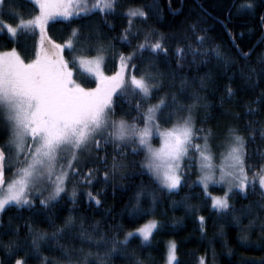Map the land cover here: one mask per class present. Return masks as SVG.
Returning a JSON list of instances; mask_svg holds the SVG:
<instances>
[{"label":"snow or ice","instance_id":"obj_1","mask_svg":"<svg viewBox=\"0 0 264 264\" xmlns=\"http://www.w3.org/2000/svg\"><path fill=\"white\" fill-rule=\"evenodd\" d=\"M7 0H0V8ZM29 3L32 0H28ZM118 0H35L39 6V12L32 19L27 21L21 19L19 24L13 27L11 24L4 25L0 21V31H5L12 37L19 34V30H29L38 27L41 33V48L35 54L36 58L28 62L16 48L9 51L0 52V121H3L7 140L0 145V214L7 208L17 207L34 209L35 199L42 196L43 192L51 191L40 199V208L45 213V219L50 227L54 229L51 233L37 229L33 225L26 223L24 227L28 229V236L24 240L18 238L20 227L14 226L11 221L7 225L0 219V264H27V260L35 257L40 264H111L112 257L120 256L128 259L132 264H145V261L135 254V249L129 250V245L133 238L139 237L141 247L150 246V242L156 230L162 227L159 220H149L139 228L127 231L123 239L119 238L122 228L120 225L109 226L106 231L100 230V223L96 222L89 228H85L84 219L77 222V218L71 215L76 209H69V216L58 226L56 224L55 206L64 199L62 194H67L66 184L69 175L82 176L81 183H92V177L98 169L90 168L87 173H81L76 164L80 163L81 154L86 153L91 157L96 153L94 160L85 159V163L98 162L107 164V155L100 156L99 152L109 144L114 146L117 155L123 157L127 153L119 152V149L134 144L131 149L133 154L138 150H143L145 162L142 168L151 175L154 183L161 191L168 193L178 192L184 183V173L182 172V161L188 157L190 150L194 149L199 153L200 176L198 183L202 185L204 195L212 200L211 208L220 216H227L233 213V205L230 203V195L238 190L245 192L249 187L255 189L258 181L261 190H264V163L256 166L252 171L250 165H246L249 158L248 142L255 140L256 128L254 124H264L262 121H248L245 125L251 132L248 136L240 134V129L235 126L226 127V136L230 143L226 154H222V161L217 168L213 164L214 155L209 146V140L214 137L212 129H197L193 119V109L197 106L196 101L201 98L193 92L192 104H182L178 102L175 93L171 95L165 93L157 99L156 103H150L153 95L163 87L159 74L150 71L142 72L139 75L135 72L136 64L133 61L143 56L145 51L153 54L164 52L167 49L163 44V37L154 31L144 33L143 42H140L129 53H120V68L112 76H105L101 66L104 61L102 53L106 50L103 45L96 46L94 50L97 55L86 58L84 55L73 57V63L85 72L96 77L97 86L95 88H84L73 78V69L69 66V61L61 55L65 48L76 51L80 44L81 51H92L93 41L100 38L92 32L85 33L81 27L72 28L67 39L60 44L52 41L46 35V27L49 21L62 17L71 22L73 17H82L94 14L97 10L104 14L115 12ZM234 7L237 12L245 10L251 12L255 9L254 0ZM128 26L123 30L119 39L122 43L131 44L132 39L140 35V30L132 31L134 18L147 20L148 13L142 7L129 8L126 12ZM260 22L264 25V15L260 16ZM193 33L196 32L197 25L192 26ZM202 32L206 30H201ZM234 47L244 61H249V57L254 49L247 52L242 51L235 42V37L229 33ZM243 36V33L239 34ZM207 37L203 34L195 36L197 44L202 45ZM51 45L45 49L44 43ZM264 43V40L261 41ZM217 59H221L219 49H211ZM181 59H184L185 50H177ZM192 56L208 55L201 53L199 49L191 50ZM195 63V59L192 61ZM207 63V61H203ZM259 63L264 65V57ZM132 69L126 75V70ZM241 78L250 83L253 76L264 77V67L259 69L248 67V74H245L244 67L240 69ZM234 78V77H233ZM203 86V78H201ZM187 81H181L180 92H184ZM226 97L221 96V104L225 98L231 100L236 95V91L227 85L225 87ZM131 95L136 100L135 108L143 122L140 128L136 124H128L124 119L117 121L113 119L115 115L116 100L114 97H127ZM170 96V99H169ZM143 102V103H142ZM147 107L144 108V104ZM249 104L264 105V92ZM174 106L175 111H169L165 115V109ZM207 107V105H205ZM144 108L143 111L141 109ZM260 111L259 107H248L244 115H256ZM186 113L185 115H179ZM225 115H234L239 120V113L225 112ZM176 116V121L170 127L161 129V121L168 123ZM198 132H204L200 137ZM154 136L160 138V146L153 147ZM260 138L264 140V127L260 129ZM194 139H203V146L193 144ZM31 141V143H28ZM103 146V148H102ZM15 149L17 163L21 166L16 169L11 178L5 177V160L8 155L5 149ZM254 155L264 161V152L257 149ZM21 156L23 159H21ZM62 160H67V166L61 164ZM75 162V163H74ZM59 165V170L58 169ZM125 163L117 160L113 156L111 173L104 172V181H109L110 175L115 177L120 169L125 168ZM11 170V169H9ZM217 171L219 177L217 178ZM249 171H252L251 179ZM121 178H125L121 174ZM210 184H225L227 190L223 196L212 197L207 191ZM102 193L93 196L88 193L90 200H94L99 206L102 201L97 198ZM148 193L141 189L136 193V203L127 209L129 217L133 220L149 215L148 209L142 207L141 201ZM78 193L75 188L68 194V199L73 205L77 203ZM157 198L152 193L151 204L155 206ZM173 205L183 203V201H173ZM257 213H264V201L256 205ZM242 217L247 218L253 215L252 205L241 210ZM242 217L231 215L232 223L237 227L242 224ZM199 228L201 233L206 231V217L199 216ZM261 235L258 240L253 241L246 233L251 232L257 226ZM240 241L242 246L258 247L264 250V219L258 214L250 221L249 225L241 229ZM11 234V238L5 242L3 237ZM220 238L225 236L224 227L216 233ZM65 239L79 240L81 244L95 246L96 248H106L103 255L96 253V260H93L92 252H85L83 247L76 249L67 247L60 241ZM55 241V250L62 253L60 260L44 256L41 252L43 242ZM176 244L170 243L167 253L168 264L176 261ZM23 251L24 255L18 253ZM231 252V250H229ZM259 264H264L261 258Z\"/></svg>","mask_w":264,"mask_h":264},{"label":"trees","instance_id":"obj_2","mask_svg":"<svg viewBox=\"0 0 264 264\" xmlns=\"http://www.w3.org/2000/svg\"><path fill=\"white\" fill-rule=\"evenodd\" d=\"M245 0H118L115 12L104 14L96 11L82 17H73L71 22L57 17L49 21L46 27L48 36L64 42L72 28L81 27L85 33L92 32L99 36L98 41H93V45H103L107 49L106 69L114 75L118 71L120 62V53L127 54L131 52L138 43L143 42L144 33L154 31L163 37L164 47L167 53L159 52L153 54L150 50L145 51L143 56L133 61L136 64L135 72L139 75L142 72L150 71L159 74V79L163 82V87L159 92L153 95L150 103H156L159 96L169 93H175L178 102L182 104H192V94L195 92L201 98L196 101L197 129H212L215 134H225L227 126H235L240 129L242 135L248 136L251 132L245 125L248 121L264 122V105L249 104L255 100L261 92H264V77L253 76L250 83L241 78L240 69L243 66L245 74H248V67L259 69L264 67L259 63L260 58L264 57V25L260 22V16L264 15V0H254L256 7L253 11L247 12L237 8ZM251 2V0H248ZM142 7L148 13L147 20L134 18L132 31L140 30V35L132 39L131 44L122 43L119 39L123 30L128 26L126 12L129 8ZM39 6L32 0H7L0 8V21L3 24H11L15 27L20 20H29L37 15ZM197 25L196 32L193 33L192 25ZM201 30H206L202 32ZM235 37V42L242 51L254 49L249 57V61H244L239 55L237 48L234 47L229 35ZM243 33V36L239 34ZM203 34L207 37L205 42L200 45L196 43L195 36ZM41 46V33L38 27L29 30H19L16 37H12L5 31H0V51H9L16 48L18 52L28 62L36 58L38 47ZM185 50L184 59H181L177 50ZM199 49L201 53L207 52L208 55L191 54L192 49ZM211 49H219L222 56L217 59ZM67 53V51H66ZM84 55L94 56L96 51H83ZM195 59V63H193ZM207 61V63H203ZM132 71V69H130ZM234 77V78H233ZM203 78V86L201 85ZM87 87L95 88L97 86L96 77L91 78ZM181 81H187L184 92H180ZM231 85L236 91V95L231 100L225 98L221 104V96L226 97L225 87ZM88 87V88H89ZM115 115L113 118L124 119L129 124H136L142 128L143 122L135 108L136 100L131 95L127 97L116 96ZM170 99V96H169ZM143 103V102H142ZM207 105V107H205ZM259 107L260 111L256 115H244L248 107ZM147 104H144V108ZM141 109V111L144 110ZM175 111L174 106L165 109V113ZM239 113L240 119L234 118V115H225V112ZM180 113L179 115H185ZM176 116L172 121L162 124L167 127L176 121ZM4 126L0 121V127ZM257 129L255 140L248 142L249 158L246 165L256 166L264 161L258 159L254 153L257 149L264 152V140L260 138V129L264 124H254ZM5 128V127H4ZM3 130V132H1ZM0 128V145H3L8 138L3 127ZM204 132H198L202 135ZM195 141V139L193 140ZM135 147L130 144L128 147L119 149L121 153H127L126 156L117 155L114 146L109 144L99 152L100 156L107 155L108 163L99 164L98 162L85 163V159L94 160L96 153L91 157L84 153L81 155L80 163L76 164L81 173H87L90 168L98 169L92 177V183H81L82 176L69 175L66 184L67 194H62L64 199L55 206L56 224L59 226L63 220L69 216V209L73 207L75 212L71 213L77 218L84 219L85 228H89L96 222L100 223V230L106 231L109 226L120 225L122 231L119 238L127 231L139 228L149 220H159L162 227L155 231L151 239L150 246L141 247L139 237L133 238L129 245V250L135 249L137 257L143 259L145 264H164L168 243L173 240L176 244L177 260L175 264H259L261 258H264V250L258 247L242 246L240 241L241 229L249 225L258 214L264 219V213H257L256 205L264 201V190H261L256 183L255 189L249 187L245 192L233 191L230 195V203L233 205V213L227 216H220L211 208L212 200L204 195L202 185L198 181L200 176L199 167L194 156L193 149L185 160L182 168L184 173V183L178 192L168 193L161 191L154 183L148 171L142 168L145 162L146 153L138 150L133 154L131 149ZM6 151V150H5ZM193 154V155H192ZM113 156H117L118 161H123L125 168L120 169L115 177L110 175L109 181L105 183L104 172L111 173V164ZM75 163V162H74ZM252 171H249L251 179ZM7 177L9 170L6 171ZM121 174L125 178H121ZM73 188L76 189L77 203L73 205L68 199V194ZM145 190L148 195L141 201L142 207L148 209L150 214L136 219L134 222L129 217L127 209H130L136 203V193ZM213 193H223L224 188L220 185H212ZM88 193L96 196L102 193L99 198L102 203L97 206L94 200H90ZM152 193H155L157 202L155 206L151 204ZM45 192L39 198L35 199L36 207L34 209L10 207L0 214V219L7 225L9 221L14 226L20 227L18 238L24 240L28 236V229L24 227L26 223L33 225L37 229L48 233L54 231L45 219V213L40 208V199L48 195ZM173 201H183L173 205ZM252 205L253 215L247 218L242 217L241 209ZM231 215L241 216L242 224L237 227L232 223ZM206 217V231L201 233L198 217ZM224 227L225 236L220 238L216 233ZM249 238L253 241L259 239L261 231L259 221L254 230L249 233ZM11 234L5 235L3 240L7 242ZM15 239L16 237H11ZM67 247L79 249L83 247L85 252L93 253V260H96V253L101 255L106 248H96L87 244H81L79 240L65 239L60 241ZM55 241L43 242L41 252L44 256L60 260L62 253L55 250ZM231 250V252H229ZM2 255V253H0ZM23 256L24 252L18 253ZM27 264H40L35 257L28 259ZM111 264H132L128 259L120 256L112 257Z\"/></svg>","mask_w":264,"mask_h":264},{"label":"rangeland","instance_id":"obj_3","mask_svg":"<svg viewBox=\"0 0 264 264\" xmlns=\"http://www.w3.org/2000/svg\"><path fill=\"white\" fill-rule=\"evenodd\" d=\"M91 2V0H90ZM32 19V18H31ZM27 21V20H26ZM4 25H7V24H4ZM46 35L48 36V34L46 33ZM50 37V36H48ZM52 41H55V43L57 44H60V43H63V42H60L56 39H54L53 37H50ZM40 46V45H39ZM93 49L97 46V45H93ZM100 46V45H98ZM43 47L45 49H48L51 47V45L47 42L44 43ZM81 45L78 44L77 45V50L76 51H70L69 49L65 48L63 50V52L61 53V55L64 57L65 60L69 61V66L73 69V78L76 80V82L78 84H80L82 87L84 88H88L87 85L92 82L91 78L95 77L94 75L92 74H89L87 72H85L83 69H81L80 67H78V64H74L72 61H73V57H79L81 55H84L81 51ZM41 46L38 47L37 49V52L40 50ZM67 51V53H66ZM0 52H4V51H0ZM36 52V53H37ZM97 53L94 55L96 56ZM102 55L104 56V61H103V64L101 66V69H102V72L105 76H109L110 73L108 72V70L106 69V58L108 57V52H107V49L102 53ZM86 58H92L94 56H87V55H84ZM120 68V62H119V66H118V70ZM131 73V70L128 69L126 70V75ZM91 88V87H89ZM196 112H193V119H194V123H196ZM167 113H165L166 115ZM174 117V116H173ZM113 119H116V118H113ZM117 121H119L120 119H116ZM2 124L4 125L3 121H1ZM127 122V121H126ZM128 123V122H127ZM129 124V123H128ZM171 125L167 126V127H170ZM4 131H5V128L6 127L5 125L2 126ZM2 127L1 130H2ZM163 128H166L162 122H161V129L163 130ZM3 132V130L1 131ZM6 132V131H5ZM241 134V133H240ZM205 135V133H203L202 135H198L200 137H203ZM6 136H7V133H6ZM7 140V139H6ZM28 143H31V141H28ZM160 138L158 136H154L153 139H152V145L153 147H156L158 148L160 146ZM230 143V140H228L227 136H226V133L225 134H215L213 138H211L209 140V146H210V149H211V152L213 153L214 155V159H213V164L218 168L219 165L221 164V161H222V154H226L227 152V149H228V144ZM193 144H199L201 146H203L204 144V140L203 139H195V141H193ZM6 150V153L8 155V159H6V169H11L9 170V175L7 178H11L12 177V174L16 171V169L18 167H20L21 165L19 163H17V159H16V153H15V149L12 148V149H5ZM193 154L196 158V161H197V164H198V167L200 165V160H199V153L195 152V150L193 149ZM190 153V152H189ZM84 154V153H83ZM192 154V155H193ZM82 155V154H81ZM190 155V154H189ZM188 155V156H189ZM188 157H186L181 163L182 165L184 164L185 160L187 159ZM21 159H23V157L21 156ZM61 164L65 165V168L67 166V160H62L60 162ZM183 168V167H182ZM59 170V165H58V169ZM199 172H200V167H199ZM201 174V173H200ZM217 178L219 177V172L217 171ZM212 185H220L224 188V192L227 190V185L225 184H210L207 191L209 193H211V196L212 197H220V196H223L224 192L223 193H213V191H211V186ZM51 191V188L49 187L48 191H45V192H50ZM43 192V193H45ZM155 220V219H153ZM148 222V221H147ZM146 222V223H147ZM145 223V224H146ZM144 225V224H143ZM174 241L171 240L169 243H168V247H167V253H168V250H169V245L170 243H173ZM175 243V242H174ZM176 260H177V256H176ZM176 262V261H175ZM175 262H173V264H175ZM164 264H168V261H167V255H166V259H165V262Z\"/></svg>","mask_w":264,"mask_h":264},{"label":"water","instance_id":"obj_4","mask_svg":"<svg viewBox=\"0 0 264 264\" xmlns=\"http://www.w3.org/2000/svg\"><path fill=\"white\" fill-rule=\"evenodd\" d=\"M5 177H6V167H5Z\"/></svg>","mask_w":264,"mask_h":264}]
</instances>
